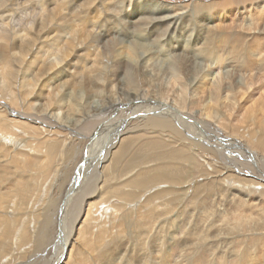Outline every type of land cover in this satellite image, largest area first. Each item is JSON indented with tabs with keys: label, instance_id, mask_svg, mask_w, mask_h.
I'll return each instance as SVG.
<instances>
[{
	"label": "bare ground",
	"instance_id": "bare-ground-1",
	"mask_svg": "<svg viewBox=\"0 0 264 264\" xmlns=\"http://www.w3.org/2000/svg\"><path fill=\"white\" fill-rule=\"evenodd\" d=\"M19 1L0 0V14L2 15L7 10V19L10 20L14 18L10 13H13L15 9L20 7L22 11L24 5H29L31 9L35 7L32 5L34 0ZM38 1L40 2L38 12L37 9H34L37 14L33 11L34 16H27L26 21L18 30L12 33L10 30H0V112L2 111L1 113L8 118V120L6 118L0 120V138H7L8 145L13 144L18 147L11 158L7 162L5 161L11 173L12 170L16 172L20 169L21 162L18 157L23 153L22 150H19L22 149L20 140L23 138L25 142L31 143L37 139L34 142L39 145L42 141L46 142L47 158L55 156L57 153L55 142H49L47 138L39 141L40 133L45 131V128L48 130L52 127L60 128L58 130L66 132L67 136L75 137L78 142L76 146L68 145L65 150L67 153L72 151L73 155L82 152L77 146L88 143L84 153L81 156L78 154L81 157L76 163V165L79 163V170L82 163L87 161L84 157L89 155V150L93 149L91 147L97 140H102L101 136H99L101 139L95 138L98 137V131H101L106 123L104 119L110 116L104 112L108 108L114 107L119 108V115H124L122 120L126 118L123 123H128L125 124L123 131L117 130L112 137V146L109 145V148H106L105 152L103 151V156H111L112 162L120 161L128 147L137 141L143 145L144 149L149 148V151L177 145L176 149L158 154L163 158V161L154 170H148L139 173L138 176L134 175L128 178V182L137 187L136 190L149 182L166 181L168 184L176 183L177 185L186 179L179 181L181 179L179 173L171 174L167 170V158L175 156V159L192 162L198 169L202 164L198 163L205 159L209 162L208 169H212L216 165L217 169L223 172L225 177H228L226 183L236 179L230 173L232 171L230 168H235L234 171L249 173L247 175L253 174L252 176L259 180L255 183L240 178L242 181H247L246 183H251L250 194L256 196L250 197V195H246V191L241 189L229 190V201L235 205L232 216L226 215V218L231 217L230 220L234 222L233 227L235 226L240 233L249 231H247L248 226L244 225L245 219L249 217H246V211L253 214L252 211L258 210L254 214L261 215V220L264 219V197L261 198L256 194L260 192L259 188L264 191V184H261L264 182V82L260 81L259 85H251L252 79H257V75H262V64H264V0L259 4L254 3L255 0H243L240 3H233V0ZM215 3L219 4L215 5ZM247 4L250 5L249 10L245 6ZM14 13L16 12L14 11ZM18 20L21 21V19ZM232 52H238L240 56L227 60L228 55ZM52 57L53 60H51ZM28 71L32 72L31 75L34 74L32 84H28V78V80L25 79ZM73 72L75 74H72ZM81 76L82 80H80ZM69 78H72L71 82ZM78 87L79 89L76 91ZM58 91L60 95L62 92L63 96L59 98V95L58 99H55V93L58 94ZM75 91L76 94L82 92L85 96L79 95L82 97L80 99L83 109L81 108L82 111L71 120L69 117L71 104L69 102L65 104V99L66 96H73V99L78 98V94L73 93ZM94 93L96 100L93 97ZM64 100L65 102H63ZM243 101L250 103L248 108L245 107L246 111L243 110L244 107L242 108ZM241 104L243 105L241 106ZM61 109L65 110L62 118L59 114ZM114 112L112 113L114 114ZM119 115H114L112 119L118 118ZM88 116H94V118L86 123L85 117ZM100 120L105 122H103L104 125L97 124ZM3 123H6L7 129L2 126ZM95 125L97 129L91 132ZM202 126L209 131H200L199 128ZM32 127L35 132H32L34 130ZM202 132L206 134V137L202 135ZM218 132L236 142H231L223 136H214ZM32 133L37 134L32 137L33 139L30 137ZM126 133H128L127 137ZM58 139L60 140V138ZM116 139H120L118 143H116ZM59 140L56 139L58 143ZM85 142L86 144H84ZM66 144L69 143H65V146ZM116 144H118L117 149L110 155V149ZM39 145L33 146L32 144V153L42 147ZM20 152L22 153L20 154ZM97 152L92 153L91 158ZM0 153L3 158L7 155L2 149H0ZM24 154L26 153L24 152ZM36 155L35 158L34 156L30 157L32 160H27L28 157L21 158L24 160L22 170L24 168L33 170L29 168H32V165L37 161ZM105 157L94 165L91 171L94 176L98 177L95 175L97 166L101 167V163L107 160ZM125 161L123 164L127 163ZM3 165L1 167L6 169L7 167L4 168L6 164ZM149 171H153L152 174H148ZM33 172L30 171L31 174ZM48 174L50 173L48 172ZM72 176L74 175L72 174ZM4 180H7L6 176ZM82 180L84 182V177ZM27 187L29 188V186ZM200 189L198 188V191ZM67 190L71 196L75 195L72 196L76 200L74 203L72 201V207L78 206L79 209L89 206V203L92 204V202L87 204L85 200L88 197L92 198L91 195L94 193L98 195L96 201L101 197V192L97 189L95 192H88L92 194H87L86 187L82 190L83 192H79L77 189L72 192L69 186ZM133 194L130 192L123 196L128 200L130 196L133 197ZM205 195V198L198 201L200 207L207 202L208 198L206 199ZM245 197L247 198L245 199ZM3 199H7V193ZM50 204L52 207L48 206L40 213L44 218L43 220L40 218L36 236L33 235V238L36 237V241H33L36 248L48 240L45 235L46 227L52 217L48 212L52 215L51 210L56 203L50 201ZM8 206L6 207L8 208ZM72 207L69 211L70 215L66 212L71 217L74 215ZM146 207V210H152L153 204L149 202ZM228 210L230 212H227L232 213V209ZM80 211L76 212L78 216L74 215L75 217L70 223L66 222L71 226V230L74 227L75 230L78 229L76 239H70L71 235H64L65 238L63 242L61 240L62 244L60 243L62 255L60 252V257L55 259V262L52 260L53 264H60L57 263L58 260H61L64 254H67V257L69 253L71 255L73 249L76 252L74 258L78 264H206L207 260H204L207 257L214 255L212 257L215 258L217 256L215 253L219 251L217 249L221 248L219 255L226 252L227 258L231 259L233 252L244 250L247 243L256 239L259 241L256 237L250 241L248 235H215L213 231L214 235L211 233L212 235L204 238H209V242L199 248L194 245L196 235H168L165 241H160L157 235H131L133 244L127 246V250L110 249V252L106 251L107 253L101 254L98 246L92 245L91 235H85L84 223L87 221L86 225L88 224V220L91 218L90 214L86 211L83 220L79 218L82 214ZM101 213V216L109 219L113 210L109 212V208H106ZM152 215L155 214L152 213L147 217L151 218ZM2 216L5 219L7 213ZM159 216L161 215L157 214L153 218L156 220L160 218ZM126 217L128 214H123L122 220ZM3 218L0 217V219ZM145 218H140L138 226L143 224L142 220ZM3 220H1L0 235L7 242L12 231L8 230L7 218L5 222ZM71 230L69 227V232ZM24 236L21 235V237ZM62 236L60 237L62 238ZM81 236L87 240V244L83 248L84 251L82 248H78L79 245L77 246L78 243H76L79 237L81 239ZM117 237L118 235H113L108 241V245L113 243ZM137 237L141 238V241L134 243L138 241ZM84 238L82 237L81 240L84 241ZM245 238L249 240H240ZM21 242L19 241V243ZM197 242L199 241L197 240ZM5 246L7 247V243ZM89 246L96 248L97 251L93 253ZM67 247H69L68 251ZM248 251L246 249L244 253H248ZM4 253L7 255V251ZM247 255H253L252 251ZM248 256L245 255L246 260L242 256L244 262L248 260ZM256 257L258 254L255 259ZM238 260L242 262L240 258ZM230 261L232 262V260ZM246 263L252 264L251 261Z\"/></svg>",
	"mask_w": 264,
	"mask_h": 264
},
{
	"label": "rangeland",
	"instance_id": "rangeland-1",
	"mask_svg": "<svg viewBox=\"0 0 264 264\" xmlns=\"http://www.w3.org/2000/svg\"><path fill=\"white\" fill-rule=\"evenodd\" d=\"M16 1L20 2L19 0H16ZM242 1L243 0H233L232 2L233 3H236V2L240 3ZM262 1L263 0H255L254 3L259 4ZM39 3L40 2L38 0H34L32 2V5L35 6V7H33V9H31V7L29 5L22 6L23 8H25V9L22 8L23 12L21 11L20 7L17 10L15 9L14 11L16 13H14V11H13L14 14L10 13L14 17L10 20L7 19V10H6V12L2 13V15L0 14L1 15L0 16V30L1 29H5L7 31L10 30L11 33L13 31L18 30V28H20V26L23 25L22 23H24L26 21L27 16H31V15L34 16L33 14H35V13L37 14V12L39 10V7H38ZM218 4L219 3H215V5H218ZM245 6L248 7L247 10L250 9V5L248 6V4H247ZM34 9L35 10L37 9V12H35ZM33 11L35 13H33ZM20 12H22V13H20ZM17 14H18V17H16ZM19 14H20L21 18L19 17ZM210 16H211V14H210ZM18 19H21V21ZM9 27H11L12 30ZM133 35H134V33H133ZM238 56H240V53L232 52L228 55L229 58H227V60H231V58L235 59V57H238ZM51 60H53V57L51 58ZM262 66H263V68L261 70L262 75H257L259 78L256 77L257 79H254V80L252 79L251 85H253V86L259 85L260 81L264 82V76H263L264 75V64H262ZM30 73H32V72L28 71L26 74L27 77L25 78V79H27V78L29 79V80L27 79L29 82L28 84H32L33 79H34V74L31 75ZM72 74H75V73L73 72ZM0 76H1V74H0ZM80 78H81L80 80H82V76ZM30 80H31V82H30ZM71 80H72V78L70 79V82H71ZM0 81H1V78H0ZM253 81H255V82H253ZM256 82H258V83H256ZM77 89H79V87L76 88V91H78ZM76 91L73 92L75 95L78 94V96L79 95L85 96L84 93H82V92H80V93L77 92V94H76ZM59 93H60L59 91H58V94L55 93V96H56V97L54 96L55 99H58V97L60 95ZM45 96H46V93H45ZM61 96H63L62 92H61V95L59 98H61ZM81 96H79L78 98L75 97V99H77L75 103H74L75 99H73V96L72 97L66 96L67 97L65 99L66 102H65V100L63 101V102H65V104H67L68 102L71 104V110L69 113V117L71 118V120L73 118H76V116L83 109V106L81 105V99H80V98H82ZM93 97L95 98V93H94ZM254 98H255V96H254ZM96 99L97 98H95L94 100H96ZM242 103L245 106L243 104H241V106L243 105L242 108L244 107L243 110L246 111L245 109L248 108L247 107L248 105L250 106V103L249 102L244 103V101ZM110 109H112V110H110ZM115 109H116V111H115ZM118 110H119V108H114V107L108 108L107 111L105 110L106 112H104V113L106 115L107 114L110 115L108 117L109 119L108 118L104 119V121L106 122L105 123L103 121L105 123V125L103 124V122L101 120H100V122L97 123L98 125L100 123H102V125H104V126H103L101 131L100 130L98 131L99 135L97 134L98 137L95 138V139H98V138L101 139L102 138V140H97L95 142L94 146L91 147V149L92 148L93 149L89 150V155L86 157L87 159L84 157V159L89 161V162L84 160L85 162L82 163V166L79 170H78V167H79L78 164L79 163L77 165H76V163L80 160V158H81L80 156L86 150L88 143L86 144V142H85L84 144H86V145L81 144V145L77 146L79 148V150L80 149L82 150V152L80 151L79 153H76L73 155H72V151L67 153L65 151L68 148L67 146L70 144L73 146H76L78 144V142L76 141L75 137H72L71 135L70 136L68 135L69 136L68 137L66 132L64 133V132L58 130L60 128L57 129V128L52 127L51 129H48V130H46V128H45L46 132L42 131L40 133V136H39L40 137L39 141L47 138L48 139L47 141L55 142L57 144V149H56L57 153L52 158L51 157L47 158L48 155L46 153L47 152L46 142L42 141L39 145V144H35L37 139L33 140V143H31L29 141L25 142L24 138L21 139L20 141L22 142V146H20V148H22V149H19V150L20 151L22 150L23 153L20 152V154L21 153L22 154L19 155V157H18L20 162H21V165L19 166L20 169H18L16 172L14 170H12V173L10 170H8L9 167L7 166L6 162L8 159L11 158L13 153L16 152L18 147L13 145V144L11 146L8 145L7 144V138H4V139H1L2 137L0 138V140H1L0 141V146H1L0 149H2V151H4L5 155L7 153V155L4 158L0 153V190H2L1 192H3V193L0 192V195H1L0 215H1V213H3L2 215L5 216L7 213V216L5 217V219L7 218V224H8L7 227H8V230H10V232L12 231L10 239H7V242L4 241L0 235V264H53V262H55V259H57L58 257H60V255H62L60 245L62 244L63 239L65 238L64 235H69V236L71 235L70 239H74V240L76 239V235L78 234L77 233L78 229L75 230V227H74V229H72L73 230L72 231L71 226H69V224L66 222L70 223V221L73 220L72 218H74L78 214V213L76 214V212H78L80 210H81L80 212L82 213L81 216L79 217L80 219L84 220L83 217H85L86 211L89 212V214H90V217H91V218H89L90 221L88 220L87 225H86L87 221H86V223H84L85 235H89V236L91 235L90 238L92 237V239H91L93 242L92 245L98 246V250L101 251V254L110 252L113 249H115L116 251H120L122 249L127 250L128 249L127 246H130L131 244H133V239H132L131 235H157V238L160 241H165V239L168 235H196L194 245L196 247H199V246L201 247L206 242H209V238L208 239H204V238L208 235H212L213 231H214L215 235H224V234L229 235V236H232V235H248V238L250 237L249 238L250 241L254 240L256 237L259 239L260 242L257 241V239H256L255 241L250 242L249 244L247 243L246 244L247 247L245 246L244 250L241 249L240 251L237 250L236 252H233V254H232L233 256L232 257L230 256L231 259L227 258L226 252L223 255H219L218 253H220V250H221V248L219 247L220 249H217L219 251L215 252L217 255V256H215V258L217 260L214 257H212L214 255H210L209 257H207L208 259L206 258L204 260V261L207 260L206 264H209V262H211L210 264H222V263L223 264H228V263L232 264L233 262L235 264H239V263L241 264L242 262H244L243 261L244 259L245 260L247 259V257L245 258V255L248 256L247 254L248 253L251 254V251H252L253 255H249L248 260H250L252 264H254L255 262H256L255 264H257V263L258 264H260V263L264 264V242H263L264 241V228H263V226H264L263 220L264 219L261 220V218H262L261 215L258 216V215L254 214V213L258 212V210L252 211V212H254L253 214H251V212L249 213L248 211H246V213H245L246 217L249 216L248 218L245 219L246 221L244 222V225L246 224L248 226L247 231L248 230L249 231L247 233H243V232L240 233V231H238L235 226L233 227L234 222L232 220H230L231 217L229 219H228V217L226 218V215L232 216V214L234 213L233 209H234V205H235V204H231V202L229 201V197H230L229 196V190L230 189H234V190L241 189L243 191H246V195H250V197H253L256 195L250 194V189L252 186L251 183H246L247 181L246 182L242 181V180H240V178L246 179V180H251L252 182H255V183L259 182V180L256 179L254 176H252L253 174L247 175L249 173H246V172L243 173L241 171H234L235 168H230L232 170V171H230V173H232L233 176L236 177V179H235L236 181L234 179H232V182L229 181L226 183V180L228 177H225L226 175L223 172L219 171L217 169L216 165L215 166L213 165L214 167H212V169H208L207 167H208L209 162H207V160L204 159L202 162L198 163V164L202 163L201 165H199L200 169H198V167L196 165H194L192 162H185L181 159H175V156H172L170 159L167 158V162H166V165L168 166L167 170L171 174L172 173L173 174L179 173L178 175L181 178V179H179V181L186 178L183 182H181V184L180 183L177 185H176V183L168 184V182H166V181L165 182L164 181L163 182H149V183H146L145 185H143L140 189L136 190L135 188H137V187H135L131 183H129L128 178H131L134 175L138 176L139 173H143L145 171L147 172L148 170H154L157 167V165L163 161V158L161 156H159L158 154L162 153L163 151L176 149L177 145H171V146L165 147L164 149H160V150L155 149L153 151H149V148L144 149L143 145L137 141L136 143L134 142L128 147L125 154L122 155L120 161L112 162L111 156H109V155H106V157L103 156L104 152H105L106 148H109V145L112 146V144H113L112 137L117 132V130L123 131V129L125 128V124L128 123V122L123 123L126 120V118H123V120H122V117L124 115H121V114L119 115ZM243 110H242V112H243ZM62 111H64V112L62 113ZM108 111H111V112H108ZM1 112H0V120L3 118L4 119L6 118L8 120V118L4 114H2ZM112 112H114V114ZM59 114L61 115L60 118H62L63 114H65V110L61 109ZM111 115H112V117H111ZM114 115H119L118 118L114 119L116 122L112 119ZM9 118H11V117H9ZM87 118H89V119H87ZM93 118H94V116L85 117V120L87 121V122L86 121L85 122L88 123V122L92 121ZM140 118H137V119H140ZM102 125H101V127H102ZM2 126L5 129H7L6 123H3ZM193 126H195V125H193ZM193 126H191V127H193ZM105 127H107V128H105ZM111 128H112V130H110ZM201 128H202V130H201ZM96 129H97V127L95 125L94 129L91 132H94ZM199 129H200V131H209L206 128H204L203 126L200 127ZM111 131H112V133H111ZM32 132H35V129ZM128 133L125 134L126 137L128 136ZM209 133L212 134V132H209ZM35 135H37V134L32 133V134H30V137L32 138ZM202 135L206 137V134H204L203 132H202ZM16 136H18V134H16ZM41 136H43V137H41ZM99 136H101V138ZM214 136H223V137L227 138L225 135H223L220 132L214 134ZM50 137H51V139H50ZM210 137H212V136H210ZM55 138L57 140H59L58 138H60L61 141L59 140V143H58V141H56ZM71 139L73 141H75L76 143L74 142L75 143L74 144ZM227 139L231 142H236V141L230 140L229 138H227ZM119 140L120 139H116L115 140L116 143H118ZM49 142H47V143H49ZM198 142L201 143V141H198ZM65 143H69V144H66V146H65ZM32 144H33V146H35V145L41 146L42 145V147L40 149H37V151L35 150L36 153L34 151H33L34 153H32V151H31ZM7 145H8V147H7ZM117 146H118V144H116L115 147L110 149V151H111L110 155H112L114 150L117 149ZM63 147H64V149H63ZM27 148L30 150V152ZM7 149H8V151H7ZM59 151H60V153H59ZM24 152L26 154H24ZM94 152H97V154L91 158V155H93L92 153H94ZM61 153H62V155H61ZM188 153H190V152H188ZM36 154L37 155L39 154V156H37ZM35 155L37 157V161H38V158H39V161L38 162L35 161L34 165H32V168L26 167V168L33 169V170H26L25 168L22 170V167H23L22 165H23V161H24L23 159H25L27 157L30 158L33 156L35 158ZM7 156H8V158H7ZM60 156H61V158H60ZM23 157H25V158H23ZM104 157H105V160L106 159L107 160L104 163H101V165H100L101 167L97 166V169H96L97 172L95 175H97L98 177H96L93 175V172H91V171H92L94 165L97 163V161L99 162V161L103 160ZM108 157H109V159H108ZM21 158H23V159H21ZM28 158H27V160H32L31 158L30 159H28ZM48 159H50V160H48ZM124 161L127 162L128 164L127 163L123 164ZM50 162H52V163H50ZM71 162H73V163H71ZM2 163L6 164L4 167V168L7 167L6 169H3V167H1L3 165ZM59 164H60V166H59ZM72 166H74V167H72ZM54 169H55V171H54ZM5 170L9 171V172H6ZM111 170H112V172H111ZM2 171H3V173H2ZM4 171L6 174L4 173ZM13 171H14V173H13ZM20 171H23L25 173L20 172ZM30 171L31 172L34 171L33 174H31ZM102 171H103L104 175L102 174ZM48 172L50 174H48ZM99 172H101V173H99ZM152 172L153 171H149L148 174H152ZM77 173H79L80 175ZM212 173H214L213 174L214 176L211 175ZM72 174L74 176H72ZM98 174H100V175H98ZM5 176L7 177V180H4ZM83 177H84V182H82ZM93 178H95V180H93ZM78 181L79 182L81 181V183H79ZM89 181H91V182H89ZM98 181L102 182L103 184L98 182ZM28 182H30V183H28ZM77 182H78V184H77ZM93 183H94V185L92 186ZM117 183H119V184H117ZM25 184L27 186H29V188ZM261 184H264V182H261ZM48 185L50 188L47 187ZM68 186L71 188L72 192L75 191L76 189L79 192H83L82 190L86 187L87 194H92V193H88V192L89 191L95 192V190L97 189V190H100L101 197L99 200H97L98 201L97 202L95 199L97 198L98 195L94 193L93 195H91L92 198L88 197L85 200V202H87V204L89 202H92V204H90V203L88 204L89 206H87V207L85 206L84 208H80V209L78 206L72 207V204H71L72 201L74 203V202H76V200L73 199L74 197H72V196H75L74 194L71 196V194L69 192H67ZM198 188H201V189L198 191ZM46 189H47V191H45ZM262 190H263L262 188L261 189L259 188V191L261 193L260 192L256 193L258 196H261V198L264 197V191H262ZM130 192L134 193L133 197H131V196L129 197V199H131V200L125 199L123 195L126 193H130ZM160 192H162V193H160ZM198 192H200V193H198ZM6 193H7V199H3V198H5ZM261 194H263V195H261ZM204 195L206 196V199L207 198L208 199H207V202L204 203L200 207L198 201L200 202L202 198H205ZM81 196H82V193H81ZM120 196H123V197L121 198ZM28 197H31V198H28ZM57 198H59L58 201H57ZM246 198L247 197H245V199ZM10 199H11V201H10ZM62 200H63V202H62ZM94 200L96 203L94 202ZM156 200H158V201L155 202ZM50 201H51V203H52V201H54L58 205L55 204L56 206L55 205L53 206L55 209L53 208L51 210L52 215L50 212H48L50 214V217L52 216L51 219H49L50 220L49 224L46 227V234L45 235H46L48 240L46 241L47 243L44 242L43 245L36 248L34 246V243H33L34 240L36 241V237L33 238L34 237L33 235L36 236V231L38 229L39 221L41 219L43 220V218H44L43 215L40 213L42 212V209L48 208V206L50 208V206H51ZM149 202H151V204H153L152 210H146V208H147L146 205H148ZM228 202H229V204H226ZM11 203H13L12 206H11ZM8 205L11 207H9ZM98 205H99V207H98ZM6 206H8V208ZM90 206H92L93 208ZM104 206H105V208H104ZM182 206H183V208H182ZM71 207L73 208L74 215H75V216L73 215L72 217L69 216L70 215L69 211H70ZM88 208H91V209H88ZM102 208H104V209H102ZM106 208H109V212H110V210H113V214L110 216L109 219L107 217L101 216V214H102L101 212L103 210H105ZM225 209H226V211H225ZM228 209H230V210L232 209L231 210L232 213H229L230 211ZM139 210H141V212H139ZM199 210H201V211H199ZM147 211H149V212H147ZM227 211H229V212H227ZM54 212H56V213H54ZM135 212H137V214H135ZM138 212L140 213L139 215H138ZM63 213H65V214H63ZM94 213H96V214H94ZM125 213L128 214V217H126L124 220H122V215ZM132 213H133V215H132ZM152 213L155 215H152L151 218H148L147 216H149ZM157 214H160L161 216H159L160 217L159 219L155 220V218H153V216L156 217ZM180 214H181V216H180ZM2 215L0 217L3 218ZM200 216H201V218H200ZM92 217H93V220H92ZM144 217H146V218L144 219L145 221L142 220V223H143V224H141V226L143 225L142 226L143 228H142L141 226H138V225L141 221L140 218H144ZM58 218H60V219H58ZM253 218H254V220H253ZM3 219H0V222H1L0 227L2 225L1 220H3ZM5 219L3 220V222H5ZM95 219H97V220L94 221ZM256 219H258V220H256ZM149 221H151V222H149ZM17 223H19V224H17ZM145 225H146V227H144ZM68 226L70 227V230H71L70 232H69ZM222 228H224V229H222ZM149 229H151V230L149 231ZM226 229H227V232H225ZM20 230H21V233H19ZM21 235L22 236L25 235V236L21 237ZM61 235H63L62 238L60 237ZM113 235H118V237L113 243L108 245V241L110 240V238ZM128 235H130V236H128ZM201 235L202 236L204 235L203 238ZM229 236H228V238H229ZM261 236H262V238H261ZM82 237L84 238V236H81V239H82ZM19 238L24 239V240L26 239V240L24 241V240H21ZM151 238H152V236H151ZM27 239H28V242H27ZM81 239L79 237V240L76 243H78L77 246L79 245L78 248H82V250L84 251L83 248H85V245L87 244V240H85V238H84V241ZM249 239L245 238V239H240V240H249ZM61 240H62V242H61ZM137 240L138 241H135L134 243L140 242L141 238L137 237ZM197 240L199 242H197ZM19 241L20 242L22 241V242L19 243ZM126 241H128V243H126ZM203 241H204V243H203ZM6 243H7V247L5 246ZM19 244H21V245H19ZM251 245L254 247V249L255 248H257V249H255V251H254V249ZM204 247H206V246H204ZM68 248L69 247H67V251H68ZM89 248H90V251H92L93 253L97 251V249L92 247V246H89ZM246 249H247V251L249 249L248 253L247 252L244 253V251H246ZM242 250H243V252H242ZM5 251H7V255H6V253H4ZM60 252H61V254H60ZM254 252H255V255H254ZM75 253L76 252L73 249L71 255L69 253V256L67 257L66 256L67 254L66 255L64 254L62 259L58 260L57 263H60V264H78L76 262V259L74 258ZM225 254H226V256H225ZM257 254H258V257H256V259H257V261H256L255 256H257ZM242 256L244 257V259H242L243 258ZM250 256H251V258H250ZM239 258L242 262H240L238 260ZM223 259L225 262L223 261ZM52 260H53V262H52ZM214 260H215V262H214ZM230 260H232V262ZM248 260L246 262H250ZM258 260H260V261H258ZM246 262H244L242 264H245Z\"/></svg>",
	"mask_w": 264,
	"mask_h": 264
}]
</instances>
